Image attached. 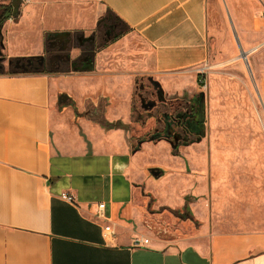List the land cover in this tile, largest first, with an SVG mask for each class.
Masks as SVG:
<instances>
[{"label":"crops","instance_id":"crops-1","mask_svg":"<svg viewBox=\"0 0 264 264\" xmlns=\"http://www.w3.org/2000/svg\"><path fill=\"white\" fill-rule=\"evenodd\" d=\"M11 1L0 0V6ZM221 1L21 0L18 17L0 24V55L8 61L44 57L45 67H51L0 69V264H264L261 233H227L203 225L195 234L174 237L147 227L138 186L158 181L157 173L152 180L148 175L152 169L143 150L131 152L140 132L129 131L135 125L133 72L119 70V57L104 52L82 58L83 69L97 64L94 71L74 66L80 40L109 10L143 43L142 75L157 80L165 96L193 94L206 63L243 58L235 29L232 41L225 29L221 35L214 27ZM248 14L250 32L239 40L246 55L260 46L252 42L264 25L263 10L252 7ZM232 15L240 21L235 11ZM55 48L69 50L71 71H58L48 55ZM229 82L225 79V96ZM63 94L69 96L66 103L60 100ZM128 124L129 130L118 129ZM198 157L208 163L196 167L190 191L197 195L199 183L209 197L193 202H260L240 194L252 185L240 177L249 168L225 162L210 166L211 159H238L243 152ZM181 188L173 186L175 199L154 207H179ZM62 193L75 196L76 203L62 199ZM99 202L106 204V220L95 216ZM107 224L115 231L110 241L103 237ZM137 236L149 243L134 247Z\"/></svg>","mask_w":264,"mask_h":264},{"label":"rangeland","instance_id":"rangeland-1","mask_svg":"<svg viewBox=\"0 0 264 264\" xmlns=\"http://www.w3.org/2000/svg\"><path fill=\"white\" fill-rule=\"evenodd\" d=\"M252 7L262 11L258 0L221 1V16L214 21L217 32L222 35L221 29H225L226 38L232 41L234 29L239 40L240 34L247 36L251 28L248 13ZM233 11L240 21H235ZM258 31L260 38H254L252 43L260 46L247 54L246 60L240 58L236 63H224L215 58L214 62L206 63L199 75L197 91L183 97L163 95L157 80L142 75L146 64L140 65L139 55L146 52L145 47L111 11H104L92 30L80 40L81 56L78 63H74L77 71L80 68L86 71L97 69L93 61L83 69L82 58L104 52L119 57V70L133 72L132 112L133 122H136L130 130V124L118 129L132 133L136 128L140 130L131 143V152L143 150V154L149 157L151 180L157 173V177L153 176L157 183L144 180L138 186L143 193L142 199L139 198L143 220L154 232L184 237L195 234L206 225L227 233L264 234V25L259 26ZM75 45L76 41L72 39L71 47ZM48 55L59 72L73 69L69 50L55 48ZM23 60L8 61L4 54L0 55V69L34 71L47 67L44 57L36 61ZM225 79L230 81L226 86L227 96ZM118 122V125L123 123ZM222 151H241L245 157L214 158L209 160L214 163L210 166H221L225 162L230 167L242 163L241 166L249 168V174L240 177L252 185L240 194L248 200L260 202H193L209 197L199 183L194 185L197 195L190 191V179L198 173L196 167H205L208 163L206 158H199V154ZM173 186L182 187L180 206L155 208V202L175 199ZM145 188L150 190L145 192ZM169 189H172L170 193L167 192Z\"/></svg>","mask_w":264,"mask_h":264},{"label":"built area","instance_id":"built-area-1","mask_svg":"<svg viewBox=\"0 0 264 264\" xmlns=\"http://www.w3.org/2000/svg\"><path fill=\"white\" fill-rule=\"evenodd\" d=\"M262 10H263V16H264V0H258ZM14 19V18H10ZM61 198L70 202V203H76V198L72 194L69 193H62ZM106 204L104 202H99L96 204V218L101 220H106V214H105ZM115 236V231L113 227L109 224L105 225L103 228V237L106 241H110ZM149 243V239L145 238L143 236H137L133 240V246L134 247H144Z\"/></svg>","mask_w":264,"mask_h":264},{"label":"trees","instance_id":"trees-1","mask_svg":"<svg viewBox=\"0 0 264 264\" xmlns=\"http://www.w3.org/2000/svg\"><path fill=\"white\" fill-rule=\"evenodd\" d=\"M16 4L19 6L20 1L19 0H13L12 4L9 5H1L0 6V24L5 22L6 20L10 18H17L18 17V12L16 11ZM27 59H24L25 61ZM36 61V59H31V61ZM196 113V111H194ZM192 114V113H191ZM136 122V121H135ZM135 136H133L134 138ZM145 138H143L144 140Z\"/></svg>","mask_w":264,"mask_h":264},{"label":"water","instance_id":"water-1","mask_svg":"<svg viewBox=\"0 0 264 264\" xmlns=\"http://www.w3.org/2000/svg\"><path fill=\"white\" fill-rule=\"evenodd\" d=\"M19 1H21V0H19ZM18 7V5L16 4V8ZM236 38V40H237V43H238V45H239V48H240V51H241V54H242V57L244 58V59H247V55H246V53L243 51V48H242V46H241V44H240V42H239V39H238V37L236 36L235 37ZM69 99V96L68 95H66V94H63L61 97H60V100L61 101H63V102H67V100ZM154 172V171H153ZM155 173V172H154Z\"/></svg>","mask_w":264,"mask_h":264},{"label":"flooded vegetation","instance_id":"flooded-vegetation-1","mask_svg":"<svg viewBox=\"0 0 264 264\" xmlns=\"http://www.w3.org/2000/svg\"><path fill=\"white\" fill-rule=\"evenodd\" d=\"M167 119V118H166Z\"/></svg>","mask_w":264,"mask_h":264}]
</instances>
